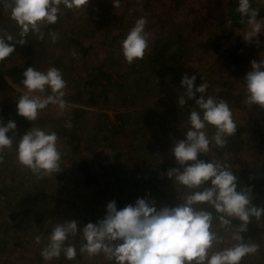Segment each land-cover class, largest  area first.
Segmentation results:
<instances>
[{"label":"trees","instance_id":"1","mask_svg":"<svg viewBox=\"0 0 264 264\" xmlns=\"http://www.w3.org/2000/svg\"><path fill=\"white\" fill-rule=\"evenodd\" d=\"M205 1L210 2L207 3L208 6L205 9V13L212 10L215 13L219 11L216 4L220 0ZM258 1L260 2V6H262L260 10L264 9V0ZM251 2L254 3V0H251ZM181 3L182 0H120V6L115 8L111 0H89V4L85 10H68L61 6V13L59 14L57 22L42 28V31L44 32V39H37L35 35L29 33L28 37L24 38L26 42L23 46L25 45L29 47V50L37 54L39 57L41 54L45 53L46 44L44 42L52 41L49 33H56L58 39L54 43L56 46H60L61 53L66 51L65 57L67 58H65L64 62L59 61L56 63L55 68L58 69L60 66L63 67L65 65L68 67L69 71H71L72 68L75 69L72 74L70 73V75L68 72H64L65 79L73 82L75 90L74 98L86 104H90L94 103L97 96L103 95V98L105 99V106L117 107V103L121 104L132 102L130 99H134L137 96H130V93L133 91L136 92V90H139V94L141 92L142 95L146 97L158 90L156 89L158 85L153 87L149 85L148 88V83L146 81V76L149 78V75L152 72L149 69V64H151L152 61L155 62L156 66H161V63L164 59H166V56H168V59L170 60H177L183 53L190 55L192 53L199 52L201 49L199 47L200 44L215 47L214 50H217L220 46H222L225 41V37L222 34L223 29H221V25L224 24L222 16L217 19V22H214L217 25H213L211 22L206 21L207 19L203 16V21L201 25H199L202 27H208L209 30H212L209 32L206 39L204 36L202 38L198 35L201 31H198V33H192L190 30L187 31L184 29L183 24L181 23L173 30V24L175 23L176 18L175 15L173 18L170 12L176 13L178 10L176 8L180 6ZM159 5L161 10H167L168 14L165 13L164 16L159 15L155 11V8ZM213 5H215V7ZM143 9H145V12H143ZM188 12L191 13L192 9H187L185 16L189 15ZM260 13H262V11H260L259 14ZM198 16L200 17L201 15ZM140 17H144L147 20L145 31L150 34L149 50L146 52L142 60L137 59L135 63L131 65L126 63V71L121 72L119 71L118 63L122 53L117 52L113 54V52L118 50V48L121 50L120 42L126 37L130 28L134 26L135 21ZM157 18L159 20H163L164 23H159ZM193 18L194 17H190L188 19V23L191 25H194L191 23ZM154 20L155 22H153ZM59 27H61V32L59 31ZM3 29L4 32L16 35V40L21 38L18 35L20 31L19 27L13 20L10 19V11L5 8L3 0H0V31ZM112 30L114 31L112 32ZM87 35H90V41L88 42L87 48H80L82 59L80 61H76L75 59H77V57L70 55L72 50L71 46L78 43L82 44L83 36L85 37ZM118 35L121 36L119 37ZM162 37L166 38L161 39ZM39 41H41V43H39ZM98 43L101 45L100 48H103L104 46V51L101 50V52H98V50H96V47L99 48ZM29 60L30 59H28V61ZM224 60V64L227 63L226 56H224ZM233 61L234 62L231 67L229 65L228 67L233 70L235 69L237 72L238 69H240L237 66L240 59ZM122 62L126 61L122 59ZM241 66L242 61L240 63V67ZM26 68L27 66L12 65L11 73L13 80L21 82L23 80L22 73ZM206 68L209 71L214 69L218 72V68L214 63H211V65ZM65 70L67 69L65 68ZM183 70H185L184 67ZM250 70L251 64L247 68V72ZM156 73L163 75L166 74V71L163 68L158 67ZM229 74L231 75V70ZM213 78L218 79V75H213ZM203 82V80H200L195 87L199 86ZM108 90H112L114 92V96L109 100L107 95H104V93ZM205 95L225 100L232 110V117L237 125V131L235 135L227 138L226 145L242 143L244 139V137H240L242 136V131H250L252 124H264V109H261L256 105H247L242 103L245 101V98L241 97L242 93L240 92H229L226 88H222L215 92H212L211 90L207 91ZM125 96L131 98L126 100ZM164 98V95L159 98L162 100V103ZM178 99L179 98L177 97V101L168 105L169 108L164 107L162 113L158 110L162 115H159L157 111L160 119L157 118L155 114L153 115L157 122L154 123V129H150L148 131L151 136L150 139L146 135L135 138V142L131 148L135 151L134 158L140 162L139 164L138 162L137 164L136 162L133 163L134 158H132L127 147L123 145H120V148L118 149L115 148L112 155H109L110 158L107 156L101 162L95 158L94 153H85L83 155L73 154L70 153L71 151L69 152L65 148L58 146L62 153L60 172L53 173L47 177L38 178L30 170L24 168L23 166L20 170H14L13 174L16 173V176L19 177V179H17L18 181H14V186L9 187L7 190L14 188L13 190L19 192V196H16V200L22 207H19L18 210L13 208L8 216L6 214L0 215V254L2 255V252L5 250L7 252L13 243H20L21 241L19 238L22 236L20 232L24 224H30L34 219H38V216L48 220V223L43 225L44 227L41 229L44 233L43 235L47 237L51 229L57 223H60L62 219H77L76 222L78 230L88 222L96 223L94 219L106 214V205L110 201H115L117 210L123 208L130 201L134 205L137 198H145L147 200L154 201L155 199L154 196H152V193L157 192L162 188L161 183L165 177L168 179V182L166 183H170V181H172V179L167 177L166 173L169 169L175 166L172 162L174 156L171 154V148L175 143L173 144L172 141L162 138V134L168 135L166 130L172 129L171 131H180L183 136L182 139H184L187 128L183 124L181 125V123L183 119H186L187 122L189 112L191 108L194 107L191 99L186 98L184 106H180L178 104ZM5 106L7 110H0V121L5 124L9 120H18L16 122L17 127L19 124L23 126L18 127V129H24L26 132L28 130L26 125L30 124L31 121H28L26 118L18 114H16L17 116L12 115L10 111L14 113L16 110H14V108L13 110H8L9 106ZM82 111H85V109L79 107L74 108L72 115L76 120L81 113H84ZM149 111H151V107L148 105L136 109V112H138L139 115L141 114L142 117H147ZM163 113L166 114L164 115ZM118 114H120L119 116H122L121 112ZM132 115L135 114L132 113ZM19 120L21 121L19 122ZM138 120L139 118L137 117V120H135L134 123H138ZM164 124L165 127L163 129ZM103 125L105 126V123H103ZM150 126H153L152 123H150ZM105 127L108 132H118L124 128L123 119L120 118V122L118 124L109 123V125H106ZM76 128L77 126L74 125L70 134L75 133ZM205 130H208L207 134L209 138H211L209 134L212 132L214 134L215 132V128L213 126H208ZM7 135L11 136L12 134L7 133ZM259 135L261 137L260 141L263 143L264 132H260ZM103 137L105 138L104 135ZM81 138L82 141H80L81 139L78 137L77 133L72 136V140L68 144L70 145L71 143L72 147L74 143L77 142L73 149L71 148L73 151H78V146L80 144L89 148L95 143L93 135L82 136ZM143 147L145 148L146 153L139 152V149ZM215 148H217V146H210V151L214 153H211L212 157L209 153L198 154V159L208 162L209 160L215 158L220 161V159L215 157H218V152H215ZM66 157L70 159L72 163H76L75 170H73L67 162H64V158ZM253 160L256 164L257 157L253 158ZM3 163L6 162L3 161ZM138 165L141 166L142 170H144V174L138 171ZM263 167L264 162H261L258 167L259 170L255 171L257 174L256 179L247 177L249 170L246 168H230L231 171L238 177V190L241 188L247 189V187L250 188V190L254 189L259 196L258 198L254 197V192L251 191V203L261 208H264V196L260 197V194L264 193ZM71 171L76 172L75 175L72 176ZM112 171L117 172L113 173ZM22 182L26 183L24 184ZM134 185L138 186V188ZM145 188L147 190L146 192L144 191ZM0 191L6 190L1 187ZM140 191L141 197H136L134 199V194H137ZM189 191L187 194L176 193L175 191H167L164 193L163 189H161V191L157 192V195L163 197L161 199L162 204H167V206L171 207L172 205L175 206L179 202H182L184 197L189 194ZM145 193H148L147 197H142ZM169 197L170 200L173 199L171 201V205H168L169 200L167 198ZM29 200H31L30 204H28ZM21 202L23 203L21 204ZM102 204L105 205L104 208L102 207ZM91 205H94V208L91 211L85 212L86 207ZM155 206L157 207V203H155ZM34 207H36L37 211L34 210ZM80 207L81 211L84 212L81 213V215L77 212ZM157 209H159V207H157ZM209 210L212 211V209ZM50 218H52V220H49ZM237 222L238 220L236 219L232 220L233 224ZM257 222L259 221H256L253 218V220L247 225L248 231L242 233V235L246 238L248 237L250 240L258 239L257 237L263 230V227H261ZM46 226L50 229L47 230ZM235 226L237 225L234 224L232 228L234 229ZM223 229L225 228H220L218 226V222L214 221V230H216L219 235ZM259 240V251L256 255H254L253 259L248 263L246 262V264H264V250H261V247L264 245V241L261 239ZM82 242V233L78 231L75 236L69 237L66 241V246L72 243L80 245ZM27 245L28 244L21 242V248L13 252L16 256H26V250H24V247ZM79 248L80 247H76V257L80 256ZM219 249H221V245H216L215 250ZM9 254L11 255L10 252ZM37 255H40V252H37ZM62 255L63 253H61L60 256ZM5 257L6 256H0V262H3L2 258ZM242 260L245 262V258ZM9 264L27 263L11 261ZM102 264L112 263L110 260L105 258Z\"/></svg>","mask_w":264,"mask_h":264},{"label":"clouds","instance_id":"2","mask_svg":"<svg viewBox=\"0 0 264 264\" xmlns=\"http://www.w3.org/2000/svg\"><path fill=\"white\" fill-rule=\"evenodd\" d=\"M10 11V19L15 22L21 37L0 31V61H4L14 50L15 44L23 45L29 33L37 39H44V26L55 24L61 13V6L68 10L86 9L89 0H3ZM118 8L120 0H111ZM241 23L246 24L243 39L251 42L261 32L264 24L257 20L259 10L251 6V0H238L236 8ZM244 18H247L246 20ZM147 20L138 18L126 37L120 42L121 53L127 64L142 60L149 50V33L145 31ZM52 42L58 36L50 32ZM14 42V43H7ZM75 55V54H73ZM243 82L245 104L264 109V60L250 62ZM22 85L25 92L16 100L17 114L28 121L38 119L41 110L49 104L56 105L61 113L67 107L64 99L66 81L55 67L46 71L27 67ZM196 76L183 75L180 84L185 92L178 104L184 106L187 99L195 97V106L188 116L189 127L185 138L177 140L171 154L180 166L167 171L168 178L189 189L182 202L175 206L159 209L155 201L137 198L135 204H127L117 210L115 201L106 205V214L96 223L88 222L78 230L75 220L57 223L46 237L40 255L46 261L59 258L61 253L68 260L75 259V245L66 241L77 232L82 233L83 242L79 251L93 257L103 253L107 260L115 264H240L245 256L254 255L259 245L245 242L242 233L253 220L260 221L264 208L251 203L250 188L238 190V177L230 167L213 158L208 162L198 159V154H207L210 144L224 147L227 138L236 134L237 125L232 110L223 99L206 96L207 82L194 88ZM51 94H47V93ZM71 127V123L66 124ZM213 126L215 132L209 138L205 129ZM16 123L9 120L0 123V153L13 147L18 164L30 170L38 178L60 172L62 153L58 148L55 132H46L39 127H31L16 140ZM12 131V135L7 133ZM3 156L0 155V162ZM210 182V183H209ZM207 185V186H206ZM209 209H212L210 211ZM215 214V215H214ZM240 221L232 229V220ZM214 221L220 228L230 229L229 246L215 250L224 243V237L214 230ZM41 236L35 237L40 244Z\"/></svg>","mask_w":264,"mask_h":264},{"label":"rangeland","instance_id":"3","mask_svg":"<svg viewBox=\"0 0 264 264\" xmlns=\"http://www.w3.org/2000/svg\"><path fill=\"white\" fill-rule=\"evenodd\" d=\"M151 3V2H150ZM207 3L205 0H182V3L180 6H178L176 9L177 12H170L171 15L174 18H176L175 23L173 24V30L175 29L176 26H179V24H183V28L186 29L187 31L190 30L192 33L201 31L200 35L202 38L206 39L208 37L209 32L212 30H209L208 27H202L200 26L202 21H203V16L207 19L206 21L211 22L213 25L216 24L214 22H217V19H219L221 16H223V11L220 10L222 9V5L219 4L218 6L216 4V7L219 8V11L215 13L213 10L205 13V9L207 8ZM215 7V5H213ZM251 6L255 7L256 5L251 2ZM191 8L192 12H188V16H185V12L187 9ZM146 9V8H145ZM145 9H143V12H145ZM172 9V8H171ZM148 11V10H147ZM155 11L161 15L164 16L165 13L168 14L167 10H161L160 5L155 8ZM198 15H201L200 17ZM171 16V17H172ZM190 17H194L191 20V23L194 25H191L188 23V19ZM156 18V17H153ZM152 18V19H153ZM156 20V19H155ZM155 20L153 22H155ZM159 23H164L163 20H159L157 18ZM7 21V20H4ZM189 24V25H187ZM200 24V25H199ZM222 24V23H221ZM9 25V24H8ZM199 25V26H196ZM217 25V24H216ZM223 25V24H222ZM169 27V26H168ZM206 30V31H205ZM224 30V29H223ZM222 30V31H223ZM4 32V29L2 30ZM59 31L61 32V27H59ZM114 30H112L113 32ZM120 31V30H119ZM110 33V32H109ZM122 35V33H121ZM121 35H118L119 37ZM65 36V35H61ZM154 36V35H153ZM166 38L162 37L161 39ZM90 41V35L83 36L82 44H74L71 46L72 50L70 52V55L76 56L77 59L76 61H80L82 59L80 48H87L88 42ZM195 41V40H194ZM7 43H13V42H8ZM41 43V41H39ZM46 45L45 47V53L41 54L39 57L37 54L33 53L32 51L29 50V47L23 46L20 44H15V50L5 58L4 61H0V110H4L7 106L8 110H16V112L10 111L12 115L17 114V108H16V100L24 94L26 91L24 86L22 85L21 82H16L13 80L11 69L12 65H22V66H31L36 70L40 71H46L50 67H55L56 63L59 61H65V55L66 51L60 52V46L55 45L52 41L44 42ZM196 43V41H195ZM99 44V48L96 47V50L98 52L103 50V48H100L101 45ZM78 45V46H77ZM199 45V44H198ZM117 47V45H116ZM201 49L199 52L192 53V54H187L183 53L180 58L177 60H170L168 59V56H166V59L163 60L161 63V66H156L155 62L152 61L151 64H149V69L152 71L149 75V78L146 76V81L148 83V88L149 85L157 86L156 89H158L156 92H153L149 94L148 96L144 97L142 93L139 90H136V92L130 93V96L136 98L130 99L132 102H126V103H117V107L114 106H105L104 105V96L100 95L97 96V98L94 100V103L86 104L84 102H81L79 100H76L74 98L75 95V90H74V85L71 80L65 79L64 77V72H68L72 74L73 71L75 70L74 68L69 71L67 66L59 67L58 69L62 73V78L66 81V87L64 88V99L67 101V107L63 110V113H61L60 109L56 105H51L49 104L44 110H41L38 116V119L35 121H32L30 124L26 125L28 129L31 127H39L43 129L46 132H55L58 137L57 145L60 147L65 148L67 151H71L70 153L73 154H85V153H94L95 158L98 161H103L107 156L110 158L109 155H112V153L115 151V148H120V145L126 146L127 149L130 151L132 158H134L135 151L131 148L133 146V143L135 142V138L139 136H144L146 135L150 139V134L148 131L150 129H154V123L157 122V120L154 119L153 115L155 114L157 118L160 119V115L163 112L164 107H168V105H171L173 102L177 101L176 98L180 97L184 92L185 88L181 86L180 80L183 75L187 74L188 76L195 75L196 80L194 83V87L196 84L200 82V80H203L204 82H207L209 85V89L207 91H212L215 92L217 90H220L222 88H226L228 90L227 86V78L230 77V70H231V75L234 73L233 69H230L228 67L229 62H230V54L227 51V48L225 45L222 44V46L219 47V49L214 50L215 47H212L210 45H201L199 46ZM79 48V49H78ZM104 51V50H103ZM120 53L121 50L118 48V50H115L113 54L115 53ZM75 54V55H73ZM69 55V56H70ZM224 56H226V62L224 64ZM28 59H30L28 61ZM122 59L124 60L123 56L119 58V71L125 72L126 71V62H122ZM30 63V64H29ZM211 63H214L217 68L218 72L216 70L211 69L210 71L206 68L207 66L209 67ZM28 64V65H27ZM61 65V64H59ZM158 67L163 68L166 71V74L160 75L156 73V70ZM183 67L185 70H183ZM65 68L67 70H65ZM223 68L226 70L225 72L223 71ZM216 73V74H215ZM218 73V74H217ZM213 75H218V79H214ZM69 81V82H68ZM234 88L235 85H232ZM155 88V87H154ZM47 94H51L50 92ZM104 95L108 97V100L114 96V92L112 90H108ZM165 96L163 103L162 100L159 99L161 96ZM202 94L201 93H196L195 97L191 99V102L193 106H195V99L199 98ZM126 97V100L131 97ZM128 100V101H130ZM4 103V104H3ZM245 103V102H242ZM148 105L151 107V111H149L147 117H142L141 114L139 115L138 112H136L137 108H141L143 106ZM75 107H79L82 109H85V111H82L84 113H81V115L78 117L76 120L74 116L72 115V112L74 111ZM121 108V109H120ZM161 109V110H160ZM161 112H159V111ZM158 111V114H157ZM121 112L122 116H119ZM129 112V113H128ZM237 112V111H236ZM1 113V112H0ZM134 113L135 115H132ZM164 115L166 113H163ZM238 114V113H237ZM118 115V116H117ZM162 115V114H161ZM17 116V115H16ZM137 117L139 118L138 123H134L135 120H137ZM120 118L123 119V125L124 128L119 130L118 132L112 133L108 132L106 130V125H109V123H119ZM18 120L15 121V123ZM21 120H19L20 122ZM70 122L71 127H67L66 124ZM0 123L3 124L2 121ZM102 123V124H101ZM105 123V126L103 125ZM149 123V124H148ZM150 123H152L153 126H150ZM6 124V123H5ZM186 126L188 128L189 122L187 119H183L181 125ZM77 126L75 129V133L70 134L71 131L73 130V126ZM17 126V125H16ZM188 126V127H187ZM18 127H23L19 124ZM18 127H16L15 133H16V140H19L17 138H20L25 130H19ZM165 127V124L163 125V129ZM166 130L168 132V135H163L162 138H165L169 141H172L173 144L177 140H182L183 136L180 133V131H171ZM206 132L208 130H205ZM242 131V130H241ZM264 132V124H252L251 130L250 131H242V136L244 137L242 143L240 144H235V145H226L224 147H217L215 148V152H218V157L215 156L216 158L220 159V162L225 163L230 168H240L241 169H248L249 172L247 173V177L251 179H256L257 174L255 171L259 170L258 167L261 162H264V142L262 143L260 141V132ZM9 133L13 134L12 131ZM78 134V137H80V141H82V136H88V135H93L94 136V141L95 143L90 146L89 148H86L83 146V144H80L78 146V151H73V147L77 142L74 143V145L71 147L68 144L72 140V136L75 134ZM80 135V136H79ZM105 136V138L103 137ZM210 137H212L213 132L209 134ZM138 142V141H137ZM136 142V143H137ZM144 144V143H142ZM216 146L215 143H211L210 146ZM139 146V145H138ZM72 148V149H71ZM139 152L146 153L145 148H140ZM214 151V150H213ZM211 153L212 151L209 152L210 156L212 157ZM214 154V153H213ZM0 155L3 156L2 162H0V188L3 187L6 191H0V215H9V213L15 209H19V207H22L16 200V196H19V192L10 189L7 190L9 187L14 186V181H18L19 177H17L16 173L13 174V171L16 169H21L22 166L18 164L16 160V154H15V142L13 144V147L10 149H5L3 153H0ZM69 157V156H68ZM257 157V162L255 164L253 158ZM64 158V162H67L68 165L75 170L76 169V163H72L70 159ZM5 161L6 163H3ZM138 164L140 163L138 160L134 158V162ZM172 162L174 163L173 168L180 167L176 161L175 158L173 157ZM139 169L138 171L144 174V170L141 169V166H137ZM264 170V167H263ZM72 176L75 175L76 172L71 171ZM117 172V171H112ZM264 172V171H263ZM25 178V177H24ZM24 180V179H22ZM20 180V181H22ZM168 182V179L165 177L161 183V189H163L164 193L167 191L172 192L175 191L176 193H183L187 194L189 189L179 185L176 183L174 180ZM26 183V182H22ZM21 183V184H22ZM135 186V185H134ZM138 188V186H135ZM261 188V187H259ZM76 189V188H75ZM161 189L159 191H161ZM248 189V187H247ZM263 189V188H261ZM77 190V189H76ZM146 192V188L144 189ZM157 191V192H159ZM251 191L254 192V197L258 198L259 194L254 190L251 189ZM157 192H153L152 196H154L155 203H157V207L161 208L163 206H167V204H162L161 199L163 198L160 195H157ZM148 193H145L142 197H147ZM134 199L136 197H141V191L137 194H134ZM251 195V192H250ZM159 196V197H158ZM264 196V193L260 194V197ZM169 200L168 205L172 204V200H170V197L167 198ZM25 203V201L23 200ZM21 202V204L23 203ZM31 203V200L28 201V204ZM127 204H133L131 201ZM36 205V203H35ZM104 204H102V207L104 208ZM173 206V205H172ZM171 206V207H172ZM259 207V206H258ZM32 208V206H31ZM94 208V205L87 206L85 209L86 211H91ZM34 210L37 211L36 207H34ZM78 214L81 215V213H84L81 211V207L79 210H77ZM104 216L101 217H96L94 219L95 222L97 220L102 219ZM40 218V219H39ZM53 218V217H52ZM50 218L49 220H52ZM41 220V221H40ZM68 220H75L77 219H62L60 223ZM13 223V222H12ZM40 223V224H39ZM48 223L47 219H44L40 216H38V219H34L30 224H24L20 234L23 236H20L19 240L23 243L28 244L27 246L24 247V250H26V256H16L13 251H16L17 249L21 248V242L20 243H13L11 245V248L2 252V255L0 256H6L5 258H2L3 262H0V264H9L11 261H18L20 263L26 262L27 264H102L103 260H105V257L103 253L89 257L87 254H82L80 252V256L75 257V259L68 260L64 254L60 256L59 258H54L50 261H46L42 258L41 255H37V252L41 253V250L46 243V237L43 235L44 233L41 231V229L44 227L43 225H46ZM240 221H238L236 224L237 226L239 225ZM259 225L263 227V230L259 233L258 239L255 240H250L248 237L245 238V242H254L259 245V239L264 241V215H262L261 220L259 222ZM232 223V227L234 225ZM236 227V226H235ZM46 229L49 230L50 228L46 226ZM233 229V228H232ZM222 237H224V243L219 244L217 246L221 245V248L229 246L230 241V236H231V230L230 229H223V231L220 234ZM4 236V235H3ZM36 236H41L42 240L40 244H37L35 242V237ZM28 241V242H26ZM73 244V243H72ZM76 247H80L79 244H73ZM264 245L261 247V250H264ZM11 253V255L9 254ZM256 255V254H254ZM254 255H249L245 256V262L242 260L240 264H246L249 261H251L254 257ZM5 261V262H4ZM112 264H115L114 261H110ZM17 263V262H16Z\"/></svg>","mask_w":264,"mask_h":264},{"label":"crops","instance_id":"4","mask_svg":"<svg viewBox=\"0 0 264 264\" xmlns=\"http://www.w3.org/2000/svg\"><path fill=\"white\" fill-rule=\"evenodd\" d=\"M253 3V2H252ZM222 5L223 16L222 21H224V24L221 25V29L228 28L234 23L241 22V16L238 12H236V8L238 7V0H220L217 5ZM256 6L253 8H257L260 11H262L261 14H264V9L260 10L262 6H260V2L258 0H254V3ZM247 19V18H244ZM223 45L226 46L227 51L229 52L231 58L229 66L232 65L234 62L233 60L237 61L240 59L239 64L237 65L240 69L236 72L235 69L233 70L234 73L230 75V77L227 78V86L229 92H240L242 93L241 97L245 98V85L243 82V78L245 74L247 73V68L250 65V62L255 60L259 62L260 60H264V48L259 47H253V46H244V45H226V41L223 42ZM242 61V66L240 67V63ZM223 71L226 70L223 68ZM232 85H235L233 88Z\"/></svg>","mask_w":264,"mask_h":264},{"label":"built area","instance_id":"5","mask_svg":"<svg viewBox=\"0 0 264 264\" xmlns=\"http://www.w3.org/2000/svg\"><path fill=\"white\" fill-rule=\"evenodd\" d=\"M257 20L264 24V14L258 15ZM245 28L246 24L241 22L234 23L228 28H225L222 31V34L225 37L226 45H244L264 48V32H261L251 42H247L243 39V32Z\"/></svg>","mask_w":264,"mask_h":264}]
</instances>
